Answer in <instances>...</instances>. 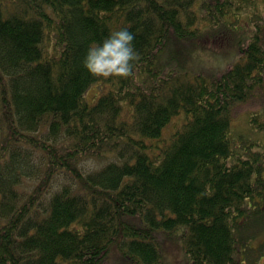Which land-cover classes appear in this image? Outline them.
Returning <instances> with one entry per match:
<instances>
[{
  "label": "trees",
  "instance_id": "trees-1",
  "mask_svg": "<svg viewBox=\"0 0 264 264\" xmlns=\"http://www.w3.org/2000/svg\"><path fill=\"white\" fill-rule=\"evenodd\" d=\"M123 27L134 75L93 76ZM208 45L236 54L198 66ZM258 98L264 0H0V264H171L168 242L176 264H259L264 142L232 133Z\"/></svg>",
  "mask_w": 264,
  "mask_h": 264
},
{
  "label": "rangeland",
  "instance_id": "rangeland-1",
  "mask_svg": "<svg viewBox=\"0 0 264 264\" xmlns=\"http://www.w3.org/2000/svg\"><path fill=\"white\" fill-rule=\"evenodd\" d=\"M231 49L221 50L210 45L205 47H200L193 54L196 57V62H198V66L200 65H209V66H217L223 67L231 60L232 55H235V48L230 47ZM181 53V51H180ZM165 61H170L167 56L162 57ZM218 64V65H217ZM104 80H100L95 82L86 92V99L89 102H94L97 97L102 93L104 88ZM264 107V101L260 100V98L250 101L248 103H243L237 106L234 109L233 113V124H232V133L236 137L237 141H241L244 139H258L261 135L262 141L264 142V133L255 131L249 122V116L253 112H257L260 108ZM181 120L174 119L172 123L167 127L165 136H169L171 132L177 127L180 126ZM166 258L167 261L171 264H176V262H180L183 259V252L181 251V247L174 243L166 244ZM259 264H264V257L259 260Z\"/></svg>",
  "mask_w": 264,
  "mask_h": 264
},
{
  "label": "clouds",
  "instance_id": "clouds-1",
  "mask_svg": "<svg viewBox=\"0 0 264 264\" xmlns=\"http://www.w3.org/2000/svg\"><path fill=\"white\" fill-rule=\"evenodd\" d=\"M134 40L135 35L127 27L110 32L102 41L88 47L84 67L95 77H132L134 62L139 59Z\"/></svg>",
  "mask_w": 264,
  "mask_h": 264
}]
</instances>
